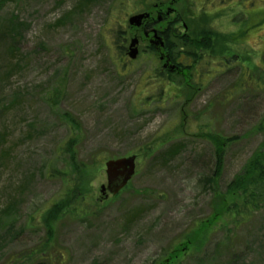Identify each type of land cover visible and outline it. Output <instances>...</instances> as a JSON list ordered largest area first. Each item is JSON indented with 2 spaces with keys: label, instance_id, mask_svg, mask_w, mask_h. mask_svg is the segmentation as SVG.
<instances>
[{
  "label": "rangeland",
  "instance_id": "obj_1",
  "mask_svg": "<svg viewBox=\"0 0 264 264\" xmlns=\"http://www.w3.org/2000/svg\"><path fill=\"white\" fill-rule=\"evenodd\" d=\"M159 1L170 0H0V264H53L46 231L31 220L60 197L63 178L47 173L70 163V137L93 178L55 224L59 264H264V206L221 215L200 245L188 239L262 141L264 0L174 3L155 28L161 52L182 55L180 75L163 70L160 52L128 24L143 11L156 18ZM248 14L257 19L241 32ZM207 35L212 52L193 53L191 40ZM214 134L237 137L217 184ZM132 154L134 176L102 200L104 162Z\"/></svg>",
  "mask_w": 264,
  "mask_h": 264
},
{
  "label": "trees",
  "instance_id": "obj_2",
  "mask_svg": "<svg viewBox=\"0 0 264 264\" xmlns=\"http://www.w3.org/2000/svg\"><path fill=\"white\" fill-rule=\"evenodd\" d=\"M257 16L258 14H248V20L246 21V23L242 24L239 30L241 32H244L247 31L248 28L253 27L255 24L252 23L253 19L256 20ZM214 36L216 37V42L218 43L219 39L217 38H219V36ZM212 38L213 36L210 35L203 37V41L193 38L191 40L190 50H192L193 53L197 50L202 49L212 52ZM166 44L167 42L165 41V45ZM260 66L262 65L259 64L253 68H250L244 65V74L248 78H251L252 72H254L255 70H259ZM262 67L264 68V66ZM263 71L264 69L259 71V74H261L259 78L264 81V73H262ZM66 119L68 127L71 129L72 133H75L77 130V121H75L72 117H66ZM259 127L261 129H264V123H261ZM236 138V136H233L227 139L220 137L218 134L210 135L207 138L212 142L215 151V164L212 180L216 184L224 170V155L226 143ZM75 140L76 139L74 137H70L66 141L65 148L63 150L64 152H68L70 163H65L60 169L51 168L47 173L50 177L59 176L63 178L64 188L59 194L60 197L52 199L43 208L38 210L39 216H36L34 218V220L38 221V223H35L33 218L31 220V226H42L45 229L47 234V240L45 244L48 245L44 253L47 254L46 257L49 256L47 260L49 262H52L53 264H59L58 261H61L62 257L61 252L58 258L56 255L57 249L55 248L54 243L55 224L62 217V215L76 210L80 202V197L85 192V183H90L93 178L89 169L90 166L86 165L85 163L81 165L80 163L82 162L79 160L78 153L73 150V143L75 142ZM222 191L223 194L215 196L217 197V203L215 204V200L212 203L213 213L211 215V218L208 219L207 222H203L200 225L199 229L188 237L191 242H194L197 245L203 243L202 241L204 236L208 233V230L214 224L213 222L217 220L221 215L224 216L225 214H236V216H241L243 214V211H257L264 206V132L260 147H258L255 152L249 157L247 162L244 163L241 170L232 179L229 180ZM75 196L79 199H76ZM216 208H219L220 211H217ZM187 249L188 246L186 250ZM181 250V248H178L177 250L172 251L169 255L170 259L174 260V258L178 257V255L181 254ZM46 257L43 256L42 258Z\"/></svg>",
  "mask_w": 264,
  "mask_h": 264
},
{
  "label": "water",
  "instance_id": "obj_3",
  "mask_svg": "<svg viewBox=\"0 0 264 264\" xmlns=\"http://www.w3.org/2000/svg\"><path fill=\"white\" fill-rule=\"evenodd\" d=\"M147 14H136L132 15L128 19L130 25L139 26L141 20ZM155 38L160 39V44L163 45V41L160 37L154 34ZM138 39L135 37L131 40L129 46L128 55L130 58H135L138 49H137ZM136 168V155H130L128 157H121L117 159H109L105 162V172L107 183L100 186V192L103 195V198L106 199L109 196V193L112 195L117 194L132 178L135 173Z\"/></svg>",
  "mask_w": 264,
  "mask_h": 264
},
{
  "label": "flooded vegetation",
  "instance_id": "obj_4",
  "mask_svg": "<svg viewBox=\"0 0 264 264\" xmlns=\"http://www.w3.org/2000/svg\"><path fill=\"white\" fill-rule=\"evenodd\" d=\"M178 1L179 0H170V1H168L167 4L164 3L163 1H159V2L155 3L154 9L157 10V17L156 18L153 16L152 11H147L150 13V15L142 20V25L139 28L142 30V33H143L145 39L149 42L150 48H153V47L158 48L159 47V46L157 47V44H155L153 39H152L153 30H155L156 33L159 34L158 30L155 28V25L163 22L164 17H168L175 12L173 5H174V3H177ZM183 27H185V29H186L185 25H183ZM146 32H147V35H146ZM163 37L164 36L162 35V38ZM159 49H162V48L159 47ZM181 56L182 55L174 58L169 53V51H167V53L160 51L159 59L161 61H163L162 69L163 70L168 69V71L170 73H176L178 75L187 74L188 69L182 64L183 61L179 60V58H181ZM172 65H175L173 70H171V68H170V67H172Z\"/></svg>",
  "mask_w": 264,
  "mask_h": 264
},
{
  "label": "bare ground",
  "instance_id": "obj_5",
  "mask_svg": "<svg viewBox=\"0 0 264 264\" xmlns=\"http://www.w3.org/2000/svg\"><path fill=\"white\" fill-rule=\"evenodd\" d=\"M126 186H124L123 188H122V190L125 188Z\"/></svg>",
  "mask_w": 264,
  "mask_h": 264
}]
</instances>
